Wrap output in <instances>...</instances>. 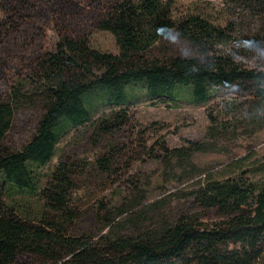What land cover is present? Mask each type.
Returning a JSON list of instances; mask_svg holds the SVG:
<instances>
[{"label":"trees","instance_id":"1","mask_svg":"<svg viewBox=\"0 0 264 264\" xmlns=\"http://www.w3.org/2000/svg\"><path fill=\"white\" fill-rule=\"evenodd\" d=\"M175 1L0 0V264H264V179H256L264 164L247 169L239 159L199 174L181 197L177 219L158 201L149 203L141 173L119 188L117 199L79 210L69 197L80 160L63 156L44 189L32 171L51 163L67 133L140 95L172 109L236 91L264 100V70L223 51L257 22L259 35L246 40L264 50V0H229L238 21L226 27L200 16L176 18ZM50 29L58 37L54 52L45 51ZM96 32L113 35L119 54L93 49ZM245 105L254 110L256 103ZM210 119L208 136L230 133ZM136 121L123 110L94 122L81 150L124 133L98 168L110 171L126 143L137 141L169 179L214 149L187 140L171 148L160 139L147 150L151 129L138 133ZM11 192L38 198L39 216L26 218L9 206Z\"/></svg>","mask_w":264,"mask_h":264},{"label":"rangeland","instance_id":"2","mask_svg":"<svg viewBox=\"0 0 264 264\" xmlns=\"http://www.w3.org/2000/svg\"><path fill=\"white\" fill-rule=\"evenodd\" d=\"M228 1H175L173 3L174 16L176 18L200 16L215 26L226 27L229 23L238 21L230 10ZM260 29V22L245 26L242 39H237L233 45L223 48V51L249 68L264 70V50L257 49L246 40V38L256 39ZM57 45L58 37L55 31L50 29L45 51L54 52ZM180 46L182 50L189 52L187 44ZM91 47L104 53L119 54L116 39L107 32L94 33L91 38ZM249 101L256 103L254 110L245 105ZM123 110H129L136 116L138 133L148 128L151 129L145 140L147 150L160 139H164L171 148H181L187 140L212 144L214 149L208 154L196 156L193 165L187 169V173L181 170L166 179L163 176V168L147 161V151L143 152L138 147L137 141L128 142L126 143L127 150L118 156L117 164L110 171L103 172L98 168L97 162L112 148L122 143L125 134H116L108 138L103 146L95 149L81 150L80 145L83 146L88 140L91 125L94 122L110 118L113 114ZM210 115L217 117V125L220 129L224 125L230 126V133L224 138L215 139L208 136V130L212 126ZM63 156H75L81 163L69 197L71 208L86 210L109 198L117 199L119 188L131 177L141 173V176L146 177L145 189L148 192L149 203L158 201L169 217L177 219L184 209L185 201L181 197L193 189L199 174L214 170L220 171L239 159L247 160V169L264 164V100L246 99L236 91L229 95L216 94L208 103L201 106L188 105L182 109H172L163 101H152L147 96L140 95L139 99L128 105L104 108L88 125L74 129L63 136L57 146L56 155L48 166L32 167L34 175L39 180L40 189L47 187L51 175ZM256 179L262 180L264 176L259 175ZM6 203L15 208L21 216L30 219L39 216L41 210V203L33 196L11 192L6 198Z\"/></svg>","mask_w":264,"mask_h":264}]
</instances>
